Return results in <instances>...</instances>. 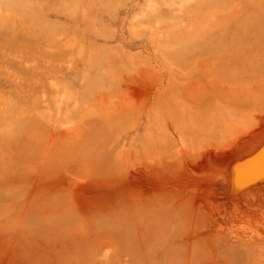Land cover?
Returning a JSON list of instances; mask_svg holds the SVG:
<instances>
[{"label":"rangeland","instance_id":"rangeland-1","mask_svg":"<svg viewBox=\"0 0 264 264\" xmlns=\"http://www.w3.org/2000/svg\"><path fill=\"white\" fill-rule=\"evenodd\" d=\"M0 264H264V0H0Z\"/></svg>","mask_w":264,"mask_h":264}]
</instances>
